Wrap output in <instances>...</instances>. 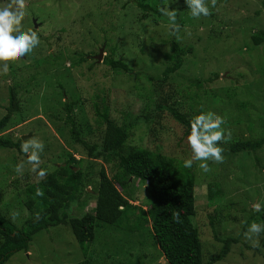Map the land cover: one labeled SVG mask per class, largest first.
I'll return each mask as SVG.
<instances>
[{
	"label": "rangeland",
	"instance_id": "1",
	"mask_svg": "<svg viewBox=\"0 0 264 264\" xmlns=\"http://www.w3.org/2000/svg\"><path fill=\"white\" fill-rule=\"evenodd\" d=\"M4 2L12 3L13 0ZM146 2L154 5L155 9H175L180 31L173 34L169 30L162 10L156 21H141L142 12L126 0H25L22 26L33 30V21L41 25L35 30L40 43L24 57L8 61L6 72L0 70V119L8 106L12 79L16 77L20 85L17 93L19 113L13 116V121L0 137L16 139L31 135L23 142L33 137L43 141L40 167L46 169L47 174L51 173L65 160L67 153H73L71 147L75 146L65 123L64 103L71 104L78 99L80 107L84 106L81 111L76 109L73 117L81 129L82 139L91 145L99 144L103 129L101 119L94 115L96 104L102 115L107 103L112 118H118L119 111L138 115L143 107L145 112L154 110V102L168 90L160 92L161 88H155V94L151 96L152 84L143 77L161 76V70L170 64L167 56H170L174 42L186 54L182 69L173 75V96H169L168 105L189 116L195 115L200 108L222 116L225 121L222 127L228 133L227 140L220 144L225 152L236 140L260 138L263 129L260 131L258 123L261 118L264 120V45L253 46L250 35L264 30L262 0H215L214 3L206 0L210 15L198 19L190 16L184 0ZM101 46H104L102 61L112 53L115 58L122 57L132 69L130 78L115 75L101 61L96 64L91 59ZM52 52L56 57H49L43 66L46 60L43 58ZM80 54L88 57L86 62H78ZM90 65H93L91 69ZM12 72L15 73L11 78ZM213 72L220 75L219 79L199 90L189 88L181 79L209 78ZM33 75L37 79L30 82ZM211 92L220 98L214 100L206 96L205 93ZM189 97H193L191 101ZM103 98L107 100L105 104L102 103ZM154 111L152 117L156 116ZM173 126L170 113L165 111L153 118L149 130L133 131L132 145L172 157L185 168L183 161L191 157V151L187 143H178L180 131ZM256 157L261 169L256 167ZM256 157L240 153L233 160L226 161L223 156L222 162L208 161L209 166H213L207 173L208 177L202 175L197 161L191 168H185L197 181L195 194L199 203L203 201L206 184L210 181L220 184L221 202L213 208L200 207L194 219L204 258L219 253L221 244L215 236L238 241L231 245L229 255L217 264H264L261 258L252 256L251 251L245 249V245L253 244L244 236L250 222L262 223L254 215L257 211L253 205L259 203L261 209L264 208V148ZM21 162L23 171L17 173L15 166ZM96 164L94 170L99 168ZM41 179L32 171L26 154L20 156L16 151L0 149V212L17 227L32 217L31 212L23 208L21 194L27 184ZM134 186L133 193L138 200L135 205L145 204V186L139 182H134ZM93 188V185L88 187V193H93ZM10 194L15 196L10 197ZM90 206L91 202L84 208L73 202L67 214L78 218ZM209 217H213L212 228ZM244 224L246 229L242 231ZM106 229L108 235L115 233L108 231L113 229L110 227L98 229L96 236L103 241ZM122 237L125 240L113 242L116 247L131 244V248L140 250L141 246V253L157 259L158 253L153 250L149 237L138 236L141 245L135 240L132 243L129 237ZM261 237L263 234L255 237L258 241L256 246ZM111 241L112 237L108 236V242ZM102 248L110 249L105 245ZM83 254L71 230L59 225L38 232L32 238L27 253H15L4 264H77L83 259ZM157 264L165 263L160 258Z\"/></svg>",
	"mask_w": 264,
	"mask_h": 264
},
{
	"label": "trees",
	"instance_id": "2",
	"mask_svg": "<svg viewBox=\"0 0 264 264\" xmlns=\"http://www.w3.org/2000/svg\"><path fill=\"white\" fill-rule=\"evenodd\" d=\"M126 2L133 3L142 12L140 20L145 22L156 21V16H159L162 10L155 9L154 5L151 6L146 0H126ZM262 5L264 6V0ZM250 41L253 46L264 45V30L251 34ZM170 51V56H167L170 64L161 70L160 77H143L152 84L151 96H154L157 88H161L160 92L168 90L166 95H161L163 97L154 102L155 111L145 112L146 108L143 107L138 115L119 111L120 116L112 118L106 99H101L103 104L106 103L102 115L99 114L96 104L94 115L101 119L103 129L99 144L91 145L82 139L81 129L73 117L74 111L76 109L81 111L80 108L84 106L80 107L78 99L71 104L64 103L65 123L75 144L71 147L73 153H67L65 160L39 182L25 186L21 194L22 205L31 212L30 219L17 227L0 212V264H4L15 253H27L32 238L38 232L59 225L71 230L75 241L84 252L83 259L77 264H157L160 258L165 264H217L229 255L231 245L237 244L238 241L232 238L218 239L215 236V240L221 244V249L216 256L204 258L200 233L194 223L200 207L213 208L221 202L219 196H222V191L219 182L210 181L206 184L203 201L199 203L195 194V189L198 188L197 181L177 160L142 147H135L131 142L134 130H149L153 118L167 111L176 126L173 128L180 131L178 143H186L189 121L194 115L181 114L172 108V105H168L169 96H173L172 84L175 83L171 81L173 75L182 69L186 51L174 42ZM49 57L54 58L56 55L52 52L43 58L46 59L42 63L43 66L44 63L47 64ZM81 57L79 63L86 62V59ZM94 62L92 61V64L96 63ZM102 64L115 75H124L127 78L131 76L132 69L122 57L115 58L113 53L106 56ZM92 67L93 65H90L89 69ZM14 73L12 72L11 78ZM210 75L209 78L181 77V79L189 88L199 90L203 85L217 81L220 77L216 72ZM36 77L31 76L30 82L37 79ZM16 79V77L12 79V87H9L8 106L4 108L5 115L0 119V134L9 127L13 116H17L20 110V100L17 95L20 85ZM205 94L214 100L220 98L213 92ZM192 98L189 97L190 101ZM153 111L156 112L154 117L151 115ZM202 111L205 112L200 108L195 114ZM258 124L260 131L263 129L260 138L232 142L227 151L222 152L226 161L233 160L234 156L240 153L256 157L258 151L264 148V120L261 118ZM21 144L20 138L0 137L1 150L16 151L18 155L24 156ZM96 163L99 164V168L94 170ZM210 167L212 169L213 166ZM256 167H262L257 157ZM202 175L208 177L207 173L203 172ZM134 182L145 186L147 193L144 198L145 204L135 205L138 200L133 193L136 188ZM92 185L93 193L90 194L87 189ZM37 190L42 195H37ZM73 202L83 205V208L91 202V206L78 218H72L67 212ZM254 215L264 223V208ZM212 218L209 217L211 228ZM245 224L242 231L246 229ZM102 227L113 228L108 231L113 230L115 233L108 235L106 229V238L103 241L96 236L97 230ZM119 234L129 237L132 243H135L133 242L135 240L138 245H141L138 236L149 237L153 250L158 253L157 259L141 253V246H139L140 250L131 248V244L127 247L123 244V248L116 247L113 244L115 240H125ZM261 234L263 237L260 238L258 246L245 245V249L251 251L252 256L261 258L264 263V232ZM108 236L112 237L111 242H108ZM104 245L110 249L102 248Z\"/></svg>",
	"mask_w": 264,
	"mask_h": 264
},
{
	"label": "clouds",
	"instance_id": "3",
	"mask_svg": "<svg viewBox=\"0 0 264 264\" xmlns=\"http://www.w3.org/2000/svg\"><path fill=\"white\" fill-rule=\"evenodd\" d=\"M214 2L215 0H213ZM184 3L189 9L192 18L198 19L201 16L207 17L210 15V9L206 0H184ZM162 14L167 17L169 30L173 34L178 33L180 25L177 23V11L175 9H164L162 10ZM24 15L25 0H13L12 3H5L4 0H0V70L4 72L8 70V61L24 57L27 53L32 52L40 43L39 36L35 30L41 25L33 21V24L35 23L36 25V28L34 27L33 29L34 31L25 29L21 23ZM100 49L103 50L104 46H101ZM97 55L91 58L95 62ZM81 56L80 54L79 58H82ZM87 58L84 57L86 61ZM224 122L222 116L212 111L199 112L190 119L186 143L191 151V157L183 161L185 168H191L193 162L197 161L199 162V168L204 173H208L210 171L208 161L222 162L223 149L220 144L228 138L227 130L222 127ZM21 141L23 142L24 140ZM43 149V141L34 137L21 144V151L26 154L27 162L32 165V171L40 178H44L47 175L46 169L40 167V154L43 152ZM23 167L24 164L21 162L15 166V171L22 173ZM37 195H42V193L37 190ZM253 208L257 212L261 211L259 203L254 204ZM262 232H264V223L252 221L248 224L244 236L253 246H256L258 241L255 237H258Z\"/></svg>",
	"mask_w": 264,
	"mask_h": 264
},
{
	"label": "water",
	"instance_id": "4",
	"mask_svg": "<svg viewBox=\"0 0 264 264\" xmlns=\"http://www.w3.org/2000/svg\"><path fill=\"white\" fill-rule=\"evenodd\" d=\"M34 27L36 28L35 23H34ZM102 52H103V50L100 49V51H99L97 57L95 58L97 63H99V62L101 61ZM28 137H30V136H24V137L21 138V140H25V139H27Z\"/></svg>",
	"mask_w": 264,
	"mask_h": 264
}]
</instances>
